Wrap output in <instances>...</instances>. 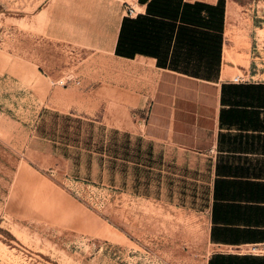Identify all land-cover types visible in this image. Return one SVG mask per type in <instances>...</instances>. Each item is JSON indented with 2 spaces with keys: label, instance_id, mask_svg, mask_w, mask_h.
<instances>
[{
  "label": "rangeland",
  "instance_id": "obj_1",
  "mask_svg": "<svg viewBox=\"0 0 264 264\" xmlns=\"http://www.w3.org/2000/svg\"><path fill=\"white\" fill-rule=\"evenodd\" d=\"M150 1L162 16L264 27V0ZM48 4L0 0V264H204L208 171L162 157L119 106L71 83L89 74L41 30Z\"/></svg>",
  "mask_w": 264,
  "mask_h": 264
},
{
  "label": "crops",
  "instance_id": "obj_2",
  "mask_svg": "<svg viewBox=\"0 0 264 264\" xmlns=\"http://www.w3.org/2000/svg\"><path fill=\"white\" fill-rule=\"evenodd\" d=\"M149 1L49 0L40 26L82 55L89 79L71 83L92 103L119 106L167 160L208 171L204 264H264V27L162 16Z\"/></svg>",
  "mask_w": 264,
  "mask_h": 264
},
{
  "label": "built area",
  "instance_id": "obj_3",
  "mask_svg": "<svg viewBox=\"0 0 264 264\" xmlns=\"http://www.w3.org/2000/svg\"><path fill=\"white\" fill-rule=\"evenodd\" d=\"M126 13L129 14V15H131V14L134 13V9H133L131 6H128V7L126 8ZM233 81H243V79L240 78L239 76H234V77H233Z\"/></svg>",
  "mask_w": 264,
  "mask_h": 264
}]
</instances>
